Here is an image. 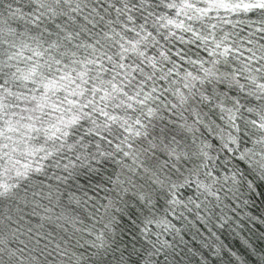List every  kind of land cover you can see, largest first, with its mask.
Returning <instances> with one entry per match:
<instances>
[{
  "label": "snow or ice",
  "instance_id": "obj_1",
  "mask_svg": "<svg viewBox=\"0 0 264 264\" xmlns=\"http://www.w3.org/2000/svg\"><path fill=\"white\" fill-rule=\"evenodd\" d=\"M256 225L264 0H0V264H264Z\"/></svg>",
  "mask_w": 264,
  "mask_h": 264
},
{
  "label": "trees",
  "instance_id": "obj_2",
  "mask_svg": "<svg viewBox=\"0 0 264 264\" xmlns=\"http://www.w3.org/2000/svg\"><path fill=\"white\" fill-rule=\"evenodd\" d=\"M111 172H112V167L110 165L102 167L101 172L99 174H93L91 176V183L92 184L100 183L101 185L107 184V177L111 174ZM80 182L87 184L88 181L84 177H81ZM100 195H103V192H101ZM255 231H256V235L258 236L260 232L264 231V227H261L260 225H256Z\"/></svg>",
  "mask_w": 264,
  "mask_h": 264
}]
</instances>
